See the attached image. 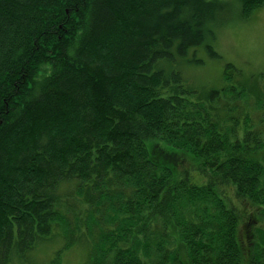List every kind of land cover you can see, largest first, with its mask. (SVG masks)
<instances>
[{
  "label": "trees",
  "instance_id": "obj_1",
  "mask_svg": "<svg viewBox=\"0 0 264 264\" xmlns=\"http://www.w3.org/2000/svg\"><path fill=\"white\" fill-rule=\"evenodd\" d=\"M238 1L243 19L264 6ZM234 13L0 0V264L58 237L49 264L72 248L82 264H264V223L240 236L248 208L264 221V71L228 62L220 87L200 86L180 62L219 57Z\"/></svg>",
  "mask_w": 264,
  "mask_h": 264
},
{
  "label": "rangeland",
  "instance_id": "obj_2",
  "mask_svg": "<svg viewBox=\"0 0 264 264\" xmlns=\"http://www.w3.org/2000/svg\"><path fill=\"white\" fill-rule=\"evenodd\" d=\"M228 1L233 4L235 13L231 19L222 23L217 33L218 36L214 40L220 56L211 57L204 47H200L196 56L202 59L203 63L190 62L194 55L193 51H190L187 57L180 60L184 72L195 78L200 86L208 84L209 86L220 87L223 84L224 67L228 62L241 67L247 74L264 71V6L255 10L251 17L243 19L239 14H236L241 8L240 1ZM162 145L165 149H170V146L165 143ZM188 157L192 158L190 155ZM195 169L190 171V173L194 172V176L200 172ZM257 216L252 209L248 208V213H245L244 218H242L240 236L244 246L248 237L251 239L254 236L252 231L255 224L264 223V221L259 222ZM258 228L260 227L258 226ZM64 242L65 240L62 237H58L52 240L47 247L41 245L37 254L40 257L45 256L46 247L48 249L47 256L40 259L35 258L34 262L29 261V264H49ZM72 249H75V251H71ZM72 249L62 254L60 264H82L85 261V251L77 248ZM19 259H16V261L20 262Z\"/></svg>",
  "mask_w": 264,
  "mask_h": 264
},
{
  "label": "bare ground",
  "instance_id": "obj_3",
  "mask_svg": "<svg viewBox=\"0 0 264 264\" xmlns=\"http://www.w3.org/2000/svg\"><path fill=\"white\" fill-rule=\"evenodd\" d=\"M65 13V12H64ZM83 33V32H82ZM114 124V123H113ZM96 133V132H95ZM98 134V133H97ZM102 139V138H101ZM107 141V140H106ZM105 141V142H106ZM110 141V140H109ZM105 144V143H104ZM105 146V145H104ZM44 148V147H43ZM108 154V153H107ZM117 155V154H116ZM107 157V156H106ZM117 157H119V156H117ZM110 158V157H109ZM124 158V157H123ZM76 160V159H75ZM74 160V161H75ZM112 160V159H111ZM117 161V160H116ZM112 162V161H111ZM82 163H83V161H82ZM122 163V162H121ZM110 165V164H109ZM68 169H70V168H68ZM105 169V168H104ZM76 170V169H75ZM88 170V169H87ZM77 171V170H76ZM81 171V170H80ZM72 172V171H71ZM103 173V172H102ZM87 175V174H86ZM100 175V174H99ZM65 176V175H64ZM93 178V177H92ZM100 179V178H99ZM103 180V179H102ZM73 216V215H72Z\"/></svg>",
  "mask_w": 264,
  "mask_h": 264
}]
</instances>
